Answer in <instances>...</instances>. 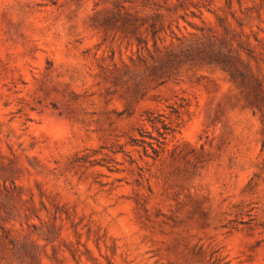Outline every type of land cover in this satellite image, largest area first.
Wrapping results in <instances>:
<instances>
[{
  "label": "rangeland",
  "instance_id": "1",
  "mask_svg": "<svg viewBox=\"0 0 264 264\" xmlns=\"http://www.w3.org/2000/svg\"><path fill=\"white\" fill-rule=\"evenodd\" d=\"M0 264H264V0H0Z\"/></svg>",
  "mask_w": 264,
  "mask_h": 264
}]
</instances>
